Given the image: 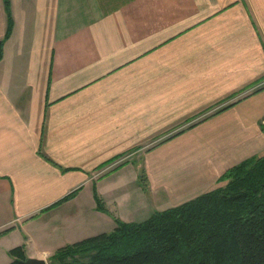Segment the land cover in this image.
Returning <instances> with one entry per match:
<instances>
[{"label":"crops","instance_id":"obj_1","mask_svg":"<svg viewBox=\"0 0 264 264\" xmlns=\"http://www.w3.org/2000/svg\"><path fill=\"white\" fill-rule=\"evenodd\" d=\"M9 5L0 264L15 245L48 262L113 215L142 220L264 154V0ZM6 22L0 0V38Z\"/></svg>","mask_w":264,"mask_h":264},{"label":"trees","instance_id":"obj_2","mask_svg":"<svg viewBox=\"0 0 264 264\" xmlns=\"http://www.w3.org/2000/svg\"><path fill=\"white\" fill-rule=\"evenodd\" d=\"M3 3L7 22L0 58L12 30L9 0ZM139 178L144 181L143 172ZM217 182L142 220L113 215L111 230L59 246L48 264H264V154L231 165ZM94 197L96 207L109 212L95 191ZM8 254L4 264H21L27 257L23 245Z\"/></svg>","mask_w":264,"mask_h":264},{"label":"water","instance_id":"obj_3","mask_svg":"<svg viewBox=\"0 0 264 264\" xmlns=\"http://www.w3.org/2000/svg\"><path fill=\"white\" fill-rule=\"evenodd\" d=\"M21 264H48V262L44 258L27 256Z\"/></svg>","mask_w":264,"mask_h":264},{"label":"rangeland","instance_id":"obj_4","mask_svg":"<svg viewBox=\"0 0 264 264\" xmlns=\"http://www.w3.org/2000/svg\"><path fill=\"white\" fill-rule=\"evenodd\" d=\"M217 184H220V182H219V183H217ZM217 184H216V185H217ZM109 230H111V229H109Z\"/></svg>","mask_w":264,"mask_h":264}]
</instances>
